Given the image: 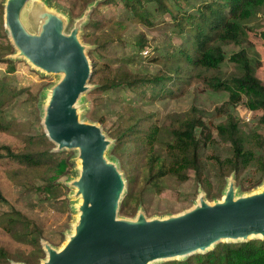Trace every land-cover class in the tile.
<instances>
[{"label":"rangeland","instance_id":"1","mask_svg":"<svg viewBox=\"0 0 264 264\" xmlns=\"http://www.w3.org/2000/svg\"><path fill=\"white\" fill-rule=\"evenodd\" d=\"M93 1L95 0H48L50 4L48 5L49 7L52 5V9L61 12L66 17L64 30L69 32L76 18L80 17L88 4ZM186 1L188 3H185L182 9L174 0H167L166 3L172 10L178 12L184 10L195 14L196 6L203 1L210 2L211 0ZM4 2L5 0H0V55L10 60L13 68L6 72L4 71L6 64L0 62V80L17 89L13 97L14 103L24 97H28L29 101L27 105H10L7 111L5 110L6 118L9 117L13 121L11 124L7 123L5 129H0V143H8L11 148L19 150L31 143L28 139L30 136H37L43 131L44 92L58 79L59 75L45 73L31 65L25 58L13 56L16 49L12 46L3 26ZM143 6L145 9L141 10L146 19L133 15L129 6L124 7L122 0L110 2L97 0L88 11L86 19L81 23L77 36L85 45L90 62V53L94 52V44L100 43V38L108 36L113 38L106 46L97 47L98 60L106 71L113 73L127 70L131 74H142L151 78L159 74V77L171 76V79H165L161 88L147 89L142 93L128 87L100 90L88 79V88L80 95L78 106L80 118L98 124L105 136L112 141L108 153L124 178L127 169L124 159L131 153L129 148L114 149L115 126L122 122L127 124L137 121L143 128L151 124L165 128L171 122L176 123L178 119L186 116L192 108L197 109L200 117L211 130L213 138L199 149L203 163L200 179H197L195 173L190 170L189 178L185 181L178 182L173 177L166 176L157 190L147 185V191L142 194V203L137 209H142L147 217H154L177 213L189 208L197 200L200 192L205 193L207 197V191L215 193L218 188L224 189L229 175L224 177L220 175L215 156L230 155L232 147L230 143L216 139L215 125L222 122L228 114L233 115L238 125L246 132L255 131L264 136V126L258 122L260 113L258 110L249 109L243 103V99L237 104H230L228 91L213 89L201 80L202 76L184 77L179 81L174 74L175 61L172 56L179 48L190 46L193 40L191 33H179L169 12H161L155 7L154 2L145 1ZM244 23H246L247 40L250 42L248 53L258 60L256 74L264 82V45L260 36V31L264 30V4ZM92 41L95 43L93 44ZM140 41H144L145 45L138 52L137 42ZM7 44H9L8 48L1 47ZM224 48L228 53L236 50V46L233 45ZM223 71L230 73L236 69L231 62H225L221 66V73ZM224 76L226 74H222V77ZM146 85L147 83H143L141 87ZM166 88L170 91H166ZM100 117L104 119L101 120ZM135 135L139 136V133ZM50 143L52 144L51 151L60 153V156H64L67 162L65 171L54 179L59 183L57 195L50 196L38 185L33 184L30 181L31 172L13 176L9 170L18 166L16 162L8 159L0 160V174L3 171L0 176V190L8 200V202H3L0 199V244L11 253L27 255L31 252V245L27 240L29 238L27 226L20 222L7 224L5 214L12 208L24 214L22 216L26 221L37 226L40 233L39 242L46 240L53 246L60 247L72 230L76 218L74 206L78 200L73 195L74 186L67 181L78 174L77 150L54 151L55 144L51 141ZM128 146L127 144L126 147ZM253 150L255 154L261 153L264 158V147L253 146ZM5 176L10 177L7 179ZM263 176L260 182L250 186L254 181L251 180V174L244 172L242 185L235 179L236 193L244 194L257 190L262 183ZM220 197L221 193L217 198ZM207 200L213 201V198L207 197ZM44 256L45 252L35 264H41ZM13 260L26 263L16 259L10 261Z\"/></svg>","mask_w":264,"mask_h":264},{"label":"trees","instance_id":"2","mask_svg":"<svg viewBox=\"0 0 264 264\" xmlns=\"http://www.w3.org/2000/svg\"><path fill=\"white\" fill-rule=\"evenodd\" d=\"M145 1L154 2L155 7L161 12H169L179 33H191L193 40L190 46L179 48L172 56L175 61L176 78L181 81L184 77L202 76L201 80L213 89L227 90L230 104H237L243 99V103L249 109L258 110L260 112L258 122L264 126V82L256 74L258 60L248 53L250 42L247 40L246 23H244L264 4V0L203 1L196 6L195 14L184 10L180 12L172 10L168 7L167 0H122L124 7L129 6L133 15L141 19H146L141 10L145 9L143 6ZM174 2L181 9L185 3H188L186 0H174ZM260 36L264 45V30L260 31ZM110 40L113 38L108 36L100 38V43L97 44L92 41L95 46L94 52L90 53L92 71L89 80L95 83L98 89L128 87L142 93L147 89L161 88L165 79L169 80L171 77H159V74H155L151 78L142 74H131L127 70L113 73L106 71L98 60L97 47L106 46ZM144 45V41L137 42V51H141ZM231 45L236 46V50L226 52L224 47ZM1 47L8 48L9 44ZM0 62L6 64L4 71L12 70L13 65L10 60L0 55ZM225 62H231L236 71L221 73V66ZM222 74L226 76L222 77ZM143 83L147 85L141 87ZM166 91L170 89L166 88ZM16 93L15 87L0 80V129H5L7 123L11 124L13 121L9 117L6 118L5 114V110L7 111L10 105H27L29 101L28 97H24L14 103L13 97ZM100 119L104 118L100 117ZM215 128L216 139L228 142L232 147L230 155L215 156L220 175L224 177L233 172L237 182L242 185V174L245 172L251 174V180L254 181L250 186L260 182L264 174V158L261 153L255 154L253 146L264 147V136L255 131L246 132L231 114L216 124ZM136 133H139V136L135 135ZM113 135L116 139L114 149L129 148L131 153L124 159L127 167L125 173L127 187L119 206V213L126 216L134 215L137 207L142 203V194L147 191V185L157 190L166 176L173 177L178 182L185 181L189 178L190 170L195 173L197 179H200L203 163L199 149L207 141L213 140L211 130L194 108L176 123L171 122L165 128L153 124L143 128L137 121L127 124L122 122L115 126ZM28 139L31 143L19 150L11 148L8 143H0V160L8 159L16 162L18 166L9 170L13 176L31 172L30 181L33 184L38 185L50 196L57 195L59 183L54 179L65 171L66 159L60 156V153L51 151L52 144L43 131ZM9 177L5 176L7 179ZM221 189L218 188L215 193L207 191V197L217 198ZM0 199L8 202L1 190ZM5 215L7 224L20 222L27 226L29 231L27 240L31 245V252L27 255L16 252L14 254L0 244V264H10L11 259L35 264L43 256L39 229L35 224L26 221L22 216L24 214L14 208ZM4 227L8 228V226ZM156 264H264V238L218 242L206 252L193 253L183 259L165 260Z\"/></svg>","mask_w":264,"mask_h":264},{"label":"water","instance_id":"3","mask_svg":"<svg viewBox=\"0 0 264 264\" xmlns=\"http://www.w3.org/2000/svg\"><path fill=\"white\" fill-rule=\"evenodd\" d=\"M97 0L88 4L69 32L66 17L48 0H5L3 26L16 49L37 69L59 75L45 89L42 124L53 150L76 149V218L60 247L46 240L41 264H156L203 253L218 242L264 238V176L260 187L237 194L230 173L221 197L200 192L189 208L165 216L119 213L127 183L109 155L111 140L101 127L80 118L78 100L88 88L91 62L78 38L81 23ZM49 4V5H48ZM10 264H26L10 261Z\"/></svg>","mask_w":264,"mask_h":264}]
</instances>
